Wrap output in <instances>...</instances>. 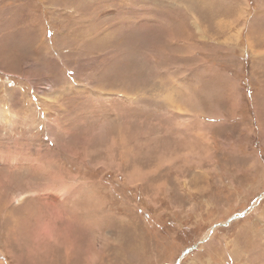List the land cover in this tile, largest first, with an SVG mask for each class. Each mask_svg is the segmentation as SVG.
Instances as JSON below:
<instances>
[{"label":"rangeland","instance_id":"obj_1","mask_svg":"<svg viewBox=\"0 0 264 264\" xmlns=\"http://www.w3.org/2000/svg\"><path fill=\"white\" fill-rule=\"evenodd\" d=\"M247 259L264 0H0V264Z\"/></svg>","mask_w":264,"mask_h":264},{"label":"bare ground","instance_id":"obj_2","mask_svg":"<svg viewBox=\"0 0 264 264\" xmlns=\"http://www.w3.org/2000/svg\"><path fill=\"white\" fill-rule=\"evenodd\" d=\"M251 53H252V55L255 57L256 56V54H257V50H255V48H253L252 49V51H251ZM73 88H75V87H73ZM238 237H240V236H238ZM125 247H126V245H125ZM133 247V246H132ZM135 247V246H134ZM127 249V248H126ZM129 250H130V248H128ZM124 252V251H123ZM128 256V255H127ZM131 256V255H130ZM126 257V256H125ZM129 259V258H128ZM245 264H253V260L251 261L250 259H247L246 260V263Z\"/></svg>","mask_w":264,"mask_h":264}]
</instances>
